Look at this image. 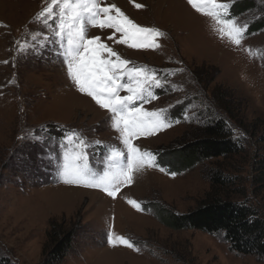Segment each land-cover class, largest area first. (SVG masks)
Listing matches in <instances>:
<instances>
[{
  "label": "rangeland",
  "instance_id": "1",
  "mask_svg": "<svg viewBox=\"0 0 264 264\" xmlns=\"http://www.w3.org/2000/svg\"><path fill=\"white\" fill-rule=\"evenodd\" d=\"M47 2L0 0V258L12 264H49L53 224L75 231L67 256L56 264H264L232 251L223 235L167 228L154 211L161 204L188 213L209 192V171L216 162L176 172L169 159L210 121L209 114H231L236 126L264 120V29H255L264 23V0H230L231 13L249 24L240 46L221 39L212 19L187 0H134L145 5L141 9L132 0H105L137 24L167 33L158 50L131 49L109 40L112 30L88 29L90 37H101L134 65L155 69L166 84L154 89L158 98L144 106L169 109L170 118L180 121L135 141L157 154L165 171L146 169L115 199L98 189L64 184L55 163H48L56 141L73 130L104 146H123L110 113L76 90L55 55L57 45L43 40L47 29L31 22ZM243 2L253 7L238 13ZM20 45H26L24 50ZM237 135L250 140L244 131ZM245 147L247 156L226 162L234 168L230 174L249 185L258 145L252 141ZM88 151L90 165L102 170L106 148L94 145ZM128 199L140 202L143 210L134 209ZM110 231L129 238L140 251L111 246Z\"/></svg>",
  "mask_w": 264,
  "mask_h": 264
},
{
  "label": "snow or ice",
  "instance_id": "2",
  "mask_svg": "<svg viewBox=\"0 0 264 264\" xmlns=\"http://www.w3.org/2000/svg\"><path fill=\"white\" fill-rule=\"evenodd\" d=\"M132 2L137 9L145 7ZM187 3L197 13L212 19L221 39L241 45L249 24L241 23L231 13L230 0H187ZM31 22L47 29L50 35L44 34L43 40L57 45L55 55L62 59L76 90L110 113L111 127L119 133L123 146H104L100 141L88 140L76 130L66 133L47 154L48 163H55L59 179L66 185L101 190L115 199L122 188L132 185L136 175L146 169L158 168L164 172L157 162V154L139 147L135 141L155 136L180 122L170 118L169 109L149 110L144 106L158 98L154 89L164 88L166 81L155 69L136 66L124 59L101 37H90L88 29L112 30L108 39L131 49L158 50L161 48L159 41L166 38L167 33L157 27L137 24L116 4H107L105 0H50ZM37 35L32 39H37ZM25 47L20 45L21 50ZM122 92L125 94L121 95ZM184 119H190L187 113ZM94 145L106 148L102 170L90 165L88 149ZM127 203L137 211L143 210L135 199H128ZM108 243L140 251L132 240L111 231Z\"/></svg>",
  "mask_w": 264,
  "mask_h": 264
},
{
  "label": "trees",
  "instance_id": "3",
  "mask_svg": "<svg viewBox=\"0 0 264 264\" xmlns=\"http://www.w3.org/2000/svg\"><path fill=\"white\" fill-rule=\"evenodd\" d=\"M239 6L238 13L253 7L248 2L240 3ZM255 29L263 30L264 23L256 24ZM209 115L210 121L193 134L183 150L175 153L177 157H169L173 163L171 167L176 172L191 169L200 162H216L209 171V192L188 213L180 214L158 204L154 207L155 214L164 226L172 230L223 235L232 251L245 256H256L264 262V120H259L260 123L255 126L246 127L244 124L234 125L231 114V119L220 113L213 112ZM237 131H244L250 140L239 137ZM252 141L258 145V150L251 157L252 178L249 185H244L241 178L230 174L234 168L231 169L226 161L247 156L245 145L252 144ZM74 236L75 231L51 225L46 251L49 264L64 260ZM0 264L12 263L0 258Z\"/></svg>",
  "mask_w": 264,
  "mask_h": 264
},
{
  "label": "bare ground",
  "instance_id": "4",
  "mask_svg": "<svg viewBox=\"0 0 264 264\" xmlns=\"http://www.w3.org/2000/svg\"><path fill=\"white\" fill-rule=\"evenodd\" d=\"M6 8V7H5ZM82 191V190H81ZM84 191H82V193H83ZM86 193V192H85Z\"/></svg>",
  "mask_w": 264,
  "mask_h": 264
}]
</instances>
